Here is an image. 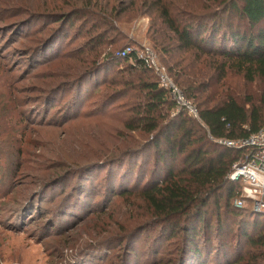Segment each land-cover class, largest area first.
Masks as SVG:
<instances>
[{"label": "rangeland", "instance_id": "obj_1", "mask_svg": "<svg viewBox=\"0 0 264 264\" xmlns=\"http://www.w3.org/2000/svg\"><path fill=\"white\" fill-rule=\"evenodd\" d=\"M168 1L198 2L0 0V264H176L181 237L160 236L140 199L105 188L108 161L140 140L123 125L128 96L113 91L130 59L89 70L122 46L149 48L161 64L154 40ZM75 10L79 19L59 29L54 20ZM102 18L112 44L90 40ZM228 81L239 101L264 97L263 79L230 72ZM239 248L234 264L261 262L258 249ZM206 264H215L211 256Z\"/></svg>", "mask_w": 264, "mask_h": 264}, {"label": "trees", "instance_id": "obj_2", "mask_svg": "<svg viewBox=\"0 0 264 264\" xmlns=\"http://www.w3.org/2000/svg\"><path fill=\"white\" fill-rule=\"evenodd\" d=\"M197 1L162 5L159 40L154 41L161 64L196 106L198 120L175 106L133 49L121 55L128 46L116 55L106 53L101 66H90V71L103 66L107 71L111 61L130 59L129 76L114 82L119 87L113 91L117 99L128 96L120 104L126 113L123 125L140 136L131 137L132 144L117 149L108 161L105 188L113 196L140 199L153 214L150 220L157 221L160 236L181 237L176 264H206L209 256L215 264H234L230 256L240 254V241L258 249L259 264H264V213L252 211L249 204L234 206L238 182L228 178L231 165L246 151L210 139L242 138L264 127V97L239 101L228 81L230 72L247 81L264 80V0ZM76 13L54 21L59 29L70 27L73 16L79 19ZM108 21L100 19L104 27L91 41L112 44ZM132 179L134 185L126 186Z\"/></svg>", "mask_w": 264, "mask_h": 264}, {"label": "built area", "instance_id": "obj_3", "mask_svg": "<svg viewBox=\"0 0 264 264\" xmlns=\"http://www.w3.org/2000/svg\"><path fill=\"white\" fill-rule=\"evenodd\" d=\"M131 50V48L126 47L121 55L129 54ZM134 55L146 68L153 72L157 84L166 90L175 106L182 109L187 116L198 120L196 106L185 97L182 90L167 74L164 66L157 61L155 53L148 48L134 51ZM210 139L220 145L246 151L243 159L231 165L228 175L230 180L238 182L234 205L242 207L249 204L252 211L264 213V127L242 138L210 137Z\"/></svg>", "mask_w": 264, "mask_h": 264}]
</instances>
